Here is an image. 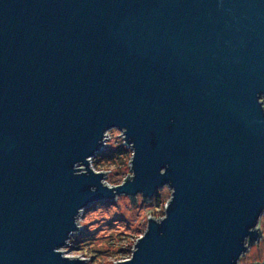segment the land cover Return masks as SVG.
Here are the masks:
<instances>
[{
  "label": "water",
  "instance_id": "water-1",
  "mask_svg": "<svg viewBox=\"0 0 264 264\" xmlns=\"http://www.w3.org/2000/svg\"><path fill=\"white\" fill-rule=\"evenodd\" d=\"M111 129L116 187L90 168ZM165 186L115 264H238L261 239L264 0H0V264H83L60 251L83 209Z\"/></svg>",
  "mask_w": 264,
  "mask_h": 264
},
{
  "label": "rangeland",
  "instance_id": "rangeland-1",
  "mask_svg": "<svg viewBox=\"0 0 264 264\" xmlns=\"http://www.w3.org/2000/svg\"><path fill=\"white\" fill-rule=\"evenodd\" d=\"M124 137L118 129L109 130L100 152L90 160L92 170L105 173L104 184L109 187L123 185L128 175L133 176L130 163L133 151L125 145ZM119 147L129 153L119 157ZM79 168L85 167L81 165ZM171 198L172 190L165 186L148 201L139 194L135 197L136 203H132L129 196L122 194L115 200L92 203L78 216L80 230L71 236L60 251L68 258L85 260L83 264H115L129 260L137 240L147 231L148 218L157 221L163 219ZM258 229L261 239L249 246L238 264H264V214L259 220Z\"/></svg>",
  "mask_w": 264,
  "mask_h": 264
},
{
  "label": "trees",
  "instance_id": "trees-1",
  "mask_svg": "<svg viewBox=\"0 0 264 264\" xmlns=\"http://www.w3.org/2000/svg\"><path fill=\"white\" fill-rule=\"evenodd\" d=\"M113 154H115L114 152H112ZM129 153V151H127L125 148H123V147H119V152L117 153L118 155H119V157H123L124 155H126V154H128ZM100 154H102V153H100ZM104 155V154H103ZM111 155V154H110ZM105 156H107V154L105 155ZM107 158H109V156L107 157Z\"/></svg>",
  "mask_w": 264,
  "mask_h": 264
}]
</instances>
